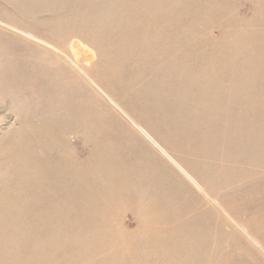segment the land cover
I'll use <instances>...</instances> for the list:
<instances>
[{
    "label": "rangeland",
    "instance_id": "rangeland-1",
    "mask_svg": "<svg viewBox=\"0 0 264 264\" xmlns=\"http://www.w3.org/2000/svg\"><path fill=\"white\" fill-rule=\"evenodd\" d=\"M0 21V264H264V0Z\"/></svg>",
    "mask_w": 264,
    "mask_h": 264
},
{
    "label": "bare ground",
    "instance_id": "bare-ground-1",
    "mask_svg": "<svg viewBox=\"0 0 264 264\" xmlns=\"http://www.w3.org/2000/svg\"><path fill=\"white\" fill-rule=\"evenodd\" d=\"M1 22V21H0ZM10 27V26H9ZM12 28V27H11ZM22 31V30H21ZM26 35H27V33H25ZM24 35V34H23ZM30 37H32L33 39H36V40H38L39 42H41V43H44V44H46L48 47H50V48H52V49H54V50H56V51H59L56 47H54L53 45H51L50 43H47V42H45V41H43V40H41V39H39V38H37V37H35V36H33V35H30V34H28ZM27 35V36H28ZM59 52H61V51H59ZM62 53V52H61ZM71 62H72V64L75 66V68L77 69V70H79L82 74H84L85 76H86V74H85V72L81 69V67L80 66H78V64L77 63H75L73 60H71L70 58H68ZM95 84V83H94ZM101 90V89H100ZM103 92V91H102ZM104 93V92H103ZM138 126V125H137ZM138 128H139V130L147 137V139H149L152 143H153V145L154 146H156V147H158L160 150H162V152H164V154L174 163V164H176L179 168H181L166 152H165V150H163L158 144H157V142H155L141 127H139L138 126ZM182 170V169H181ZM183 172H185L184 170H183ZM185 175L189 178V179H191L193 182H194V184L199 188V185L185 172Z\"/></svg>",
    "mask_w": 264,
    "mask_h": 264
}]
</instances>
